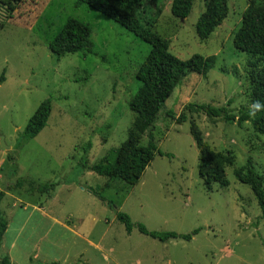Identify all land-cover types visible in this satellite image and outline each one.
I'll use <instances>...</instances> for the list:
<instances>
[{"label": "rangeland", "instance_id": "1", "mask_svg": "<svg viewBox=\"0 0 264 264\" xmlns=\"http://www.w3.org/2000/svg\"><path fill=\"white\" fill-rule=\"evenodd\" d=\"M75 1L0 0V191L17 180L57 185L50 199L30 193L27 185L4 192L1 211L10 226L0 257L14 264H264V216L249 187L233 175L250 160L264 187V137L250 123L238 127L202 112H186L180 125L165 117L171 112L177 118L190 104L230 103L236 118L254 108L262 65L252 67L255 60L237 51L233 38L243 12L261 0H227V18L205 41L195 25L208 0H193L185 20L171 15L172 0H144L143 22L167 41L174 57L216 61L204 78L189 73L165 103L153 137L170 157L156 155L134 187L85 172L82 165L98 164L127 139L134 120L128 103L140 87L136 73L150 46ZM69 19L90 27L91 52L58 59L47 45ZM46 99L52 105L46 127L19 147L20 134ZM205 145L233 157L224 170L226 186H208L200 178ZM34 206L68 228L41 220ZM118 212L135 225L130 234ZM139 224L150 232H200L190 242L161 243L140 234Z\"/></svg>", "mask_w": 264, "mask_h": 264}, {"label": "trees", "instance_id": "2", "mask_svg": "<svg viewBox=\"0 0 264 264\" xmlns=\"http://www.w3.org/2000/svg\"><path fill=\"white\" fill-rule=\"evenodd\" d=\"M144 0H76L75 6L86 5L106 18L119 24L126 31L133 34L150 46V51L136 73V79L140 87L128 103L129 110L134 115L132 128L127 139L119 148L110 150L98 164L93 166L82 165L85 172H92L107 180L117 179L128 186H136L146 168L149 167L156 155L170 157L158 150L153 137V130L159 114L165 103L182 80L189 74L206 77L213 68L216 58L214 56L204 58L199 55L192 56L187 61H181L169 52L168 43L153 33L150 27L143 22ZM193 0H172L170 6L171 15L178 20H185L190 14ZM228 15L227 0H208L205 10L200 14L195 33L199 40L205 41L219 27ZM91 29L88 25L69 19L54 39L47 45L48 51L60 59L66 55L87 54L91 52ZM234 48L245 53L250 59L255 60L252 67L262 65L263 79L259 81L258 93H255L252 110L240 111L236 118L227 107L216 108L211 105L190 104L185 112L177 118L173 113H165L169 118L180 125L187 120L186 112L204 113L208 118L221 119L228 124H236L241 127L244 123H250L257 134L264 137V0L260 5L251 2L243 12L241 26L233 38ZM5 82L4 72L0 75V85ZM52 111L51 99L44 100L29 118L23 132L20 134L19 147L34 139L47 125ZM143 137L147 138L146 144H142ZM7 161L12 162L13 157L7 155ZM233 165V157L230 154L214 152L208 146H204L199 155V175L205 185L221 184L224 182V170ZM16 164L11 163L10 173L15 175ZM236 180L249 187L257 206L264 216V187L261 176L255 172L250 160L246 164L233 171ZM27 185L32 194L50 195L56 184L35 185L33 182L17 180L12 186L0 191V248L3 236L7 229V221L1 211V202L4 192L10 188L21 189ZM102 202L99 192L90 190ZM116 219L130 234L135 225L130 218L118 212ZM138 232L149 238L166 243L170 240L190 242L200 229L187 235L174 232H150L142 224L136 225ZM0 264H11L7 256L0 257Z\"/></svg>", "mask_w": 264, "mask_h": 264}, {"label": "crops", "instance_id": "3", "mask_svg": "<svg viewBox=\"0 0 264 264\" xmlns=\"http://www.w3.org/2000/svg\"><path fill=\"white\" fill-rule=\"evenodd\" d=\"M6 194H5V196H6ZM5 196H4L3 199H5ZM46 199H50V195H48V196L46 195ZM18 203L21 204L20 202H18ZM16 208H17V206H14V209H16ZM33 210H34V212H37L39 214V217H40L41 220L50 221V222H53V223L57 224L58 226L68 228L63 222H59V221L53 219V217H50V216L46 215V212L43 210L42 206H39V207L34 206ZM11 211H12V209H11ZM6 221H7V229H6V232H5L4 236H3V240H4L5 235L7 234L8 230H9V226H10L8 218H6ZM3 240H2V242H3ZM13 247H14V240L12 242H10V244H9L10 251L13 249ZM9 259L11 261V264H14L13 258L9 257Z\"/></svg>", "mask_w": 264, "mask_h": 264}]
</instances>
